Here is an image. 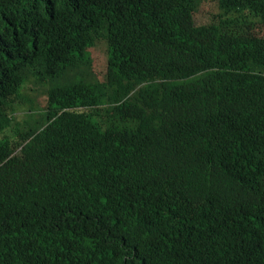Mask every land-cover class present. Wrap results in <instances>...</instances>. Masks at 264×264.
Returning a JSON list of instances; mask_svg holds the SVG:
<instances>
[{"label":"trees","instance_id":"16d2710c","mask_svg":"<svg viewBox=\"0 0 264 264\" xmlns=\"http://www.w3.org/2000/svg\"><path fill=\"white\" fill-rule=\"evenodd\" d=\"M243 14L264 29V0H0V264H264ZM27 84L45 103L19 122Z\"/></svg>","mask_w":264,"mask_h":264},{"label":"rangeland","instance_id":"374dc122","mask_svg":"<svg viewBox=\"0 0 264 264\" xmlns=\"http://www.w3.org/2000/svg\"><path fill=\"white\" fill-rule=\"evenodd\" d=\"M217 7L218 5L216 3H207V5L203 9L198 10L199 14L197 13L198 16H196L195 19L206 23L207 20L203 16H208L210 18L217 14H220ZM240 23L244 27L246 26L247 29L251 30L252 32L253 30L255 32L264 31L263 27L258 26L256 24L257 22L255 21L253 22L252 19L247 14L241 15ZM105 49H106L105 43L102 41L98 42L94 47L89 49V53H90L89 56L92 61V70H94V72L97 73L100 78L104 77V72H105V67H106V62H107V56H106ZM45 89L47 88L44 86H39V85H34V84H27L22 89L24 100L21 104L22 106L18 110V114L16 115V119L19 122H21L22 119L25 117V114L27 113L28 108L33 109V110H39L44 106Z\"/></svg>","mask_w":264,"mask_h":264}]
</instances>
